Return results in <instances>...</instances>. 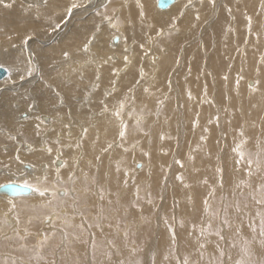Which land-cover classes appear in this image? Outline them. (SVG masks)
I'll use <instances>...</instances> for the list:
<instances>
[{"label":"rangeland","instance_id":"rangeland-1","mask_svg":"<svg viewBox=\"0 0 264 264\" xmlns=\"http://www.w3.org/2000/svg\"><path fill=\"white\" fill-rule=\"evenodd\" d=\"M157 1L150 4L153 10H158ZM184 1V7L190 11L191 21L188 26L182 25L187 15L184 13L183 16L182 12L176 17L172 16L167 25H159L152 18L140 16L138 9L143 5V0H139V3L137 0H106L107 8L105 5L92 7V12L100 18V27H106V44L112 49L107 56L112 59L106 63V66L109 65L111 81L103 91L105 94H102V97L105 100L114 92L118 94L115 95V101H109L108 111L98 117L97 122L92 114L93 133L91 131V134L87 133L85 136L82 135V128L78 129V134L74 137H69L67 133L61 136L60 130L57 131L52 125L50 127L41 116L36 118V139L47 141L48 146L57 152L62 150L67 153L65 146L69 147L68 149L71 148L74 152L72 157L75 158L57 157L54 151V155H50L53 159L56 157L55 161L50 163L52 166L46 169L45 166H40L41 173H38L39 171L31 169V163H21L22 160H18L16 153L22 170L18 172L15 180L25 179V186L30 184L27 175H34L35 185L38 179L45 177L48 169L60 168L58 165L64 161L63 158H66L68 165L72 164V167L66 178L60 175L59 170L54 171V178L58 179L51 183L48 188L50 190L42 197L46 204L48 200L56 202L48 206L50 210H41L40 205L29 202V197L39 196L35 191L28 196L0 199V264H119L120 261L129 264L137 260L140 264H153V258L155 264H183L185 257H188L190 264H208L209 260H215L219 256L217 244L225 253L224 264H236L237 259L244 261V264H261L264 260V247L258 243V240H261L258 232L261 216L264 215V205L257 204L253 199L264 198V193L254 190L256 185L262 182L264 171L249 179L244 160L237 163L240 157L238 152L234 151L239 146L245 159L248 156L255 159L259 154L264 165L262 121L258 120L257 115V120H254V112L244 102H256L254 108L259 107L264 112V94L256 93H264L262 77L261 81L256 78L262 67L261 59L264 58V0H253L256 1L252 4L254 14L249 13V10L243 7L245 5H239L241 1L237 0H215L214 5L210 0H191L190 4L188 0ZM4 3L9 6L14 1L6 0ZM110 3H114L113 6H110ZM83 9L74 12L81 14ZM235 11L238 16L243 17L245 25H238ZM105 13L113 16L119 25L118 30L112 28L107 21L101 23V14ZM76 19L82 20V16ZM219 22L222 23V29H215ZM62 32L61 27V30L52 37L48 35L47 38H55ZM41 42L46 43L43 40ZM80 48L77 51L83 54ZM256 48L262 53L261 57H258L259 66L248 78L249 75L244 76L245 59ZM87 54L86 61L91 59L92 62L86 64L91 65V68L78 73V91L83 95L79 92L72 93L73 101L78 102L79 96H84L85 89L90 88L99 79V70L93 62L94 56L99 54L94 49ZM74 57L85 62L84 56ZM215 57L224 63L221 78L214 75L212 63L209 64ZM56 59L49 67H60ZM168 59L170 63L169 66L165 64L164 71L160 64L168 62ZM37 65L36 63L35 69H38ZM161 70L165 74L159 75ZM39 77L35 75L30 79ZM28 78L26 76L18 82L29 81ZM121 79L122 82L127 79L129 86L120 85ZM92 80L95 81L91 83ZM35 83L26 84L25 91L20 88L11 90L13 97L19 99L16 103L19 114L24 116L18 117L19 124L29 113L40 114L34 102L28 101V96H33L32 88ZM46 85L50 89V84ZM252 89L257 91L254 93ZM238 90L248 98L237 100ZM53 95L58 99L59 92L53 91ZM23 99L28 102L26 108L22 107ZM90 99L84 102L85 104L78 103L77 112L80 117L83 112H88ZM62 102L61 100L60 103ZM120 103H123V108ZM29 104L34 107L30 108ZM62 105L64 108L61 111L66 113L67 117L82 122L69 106H65L64 102ZM116 111L120 112L119 116L114 115ZM121 121L127 126L126 138L123 141L118 137ZM69 122L73 124L71 120ZM82 125L85 126L84 123ZM67 128L64 126L60 129ZM1 132L14 141L19 134L17 132L14 136V132ZM58 137H61L60 140ZM77 142H80L79 147ZM97 144H100L99 150H93ZM108 144H112V147L107 152L103 151ZM86 146L90 148L85 150ZM18 149L20 150V147ZM117 164L120 171H117ZM217 169H222V173L217 172ZM221 176L222 189L217 186ZM93 177H96L97 185L92 184ZM204 180L208 183L204 184ZM240 181L251 183L253 187H247L245 184L237 187ZM1 184L9 183L0 182V186ZM98 186L105 189L103 201L97 194ZM212 187H217L215 197L210 198L212 210L221 207V196L225 203L233 206L228 210L232 228H224V240L210 234L218 229L219 219L212 220V229L206 227V221L210 217L204 212L202 201ZM51 188L57 193V200L52 197ZM86 188L90 190L86 192ZM137 188L140 197L138 200ZM62 190H67L68 195L65 196ZM109 200L112 201L111 204L108 203ZM237 203L241 208L239 213L234 207ZM13 204L15 208H12ZM80 213L84 214L83 217ZM46 216L50 219L46 220ZM165 219L168 220V225L165 224ZM80 224H85L89 238L85 234H79L80 228L76 226ZM88 224L93 227L89 228ZM96 224H99V227H96ZM169 227L175 231V244L171 242ZM201 228L205 229L204 236L199 239V242H205L203 259L197 251ZM236 228H240L239 234L235 232ZM252 228L256 231H252ZM65 232L69 234L67 239L64 238ZM93 235L96 239L95 258L92 248ZM45 236L48 237L47 241H44ZM76 236L79 241L74 239ZM109 241L112 243L109 244ZM134 248L137 249L135 253L132 251ZM108 253H111L110 259Z\"/></svg>","mask_w":264,"mask_h":264},{"label":"bare ground","instance_id":"bare-ground-1","mask_svg":"<svg viewBox=\"0 0 264 264\" xmlns=\"http://www.w3.org/2000/svg\"><path fill=\"white\" fill-rule=\"evenodd\" d=\"M4 1H6V0H4ZM13 1H14V3L9 5V6H6L5 3L0 4V63H3L5 65V69H11V73L6 70L7 75L5 76V78L0 80V182H8L9 184L15 183L17 185L25 186V183H26L25 179H23V180L21 179L20 181L15 180L16 175L19 174L18 172L22 170V164L21 163H25V162L31 163L32 164L31 169L33 171L35 170V172L39 171L38 173H41L40 172L41 170L39 168L40 166H45V169L47 167L52 166V164L50 165V163L52 162V160L55 161L56 157L53 159L50 155L51 154L54 155L55 152H56L57 157L63 156V157L70 158V159L75 158L74 156L72 157L74 152L71 151V148L68 149L69 147L67 148L65 146V149L68 150V151H66L67 153H65V151L63 152L62 150H60L61 152L60 151L57 152L53 148H51L52 151L49 152L48 149L50 147L48 146V143H46L47 141L44 142V140L36 139V134H35L36 129L34 128L35 121L37 120L36 118L41 116L44 121H46L50 124V127L52 125L53 128H55L56 130L58 129L57 131L60 130V132L62 133L61 136H65V135H63V133H67L69 137L70 136L74 137L75 134H78L77 132H78L79 128L84 129V128H86L85 126H89V123H90L91 127L89 126L87 128V133L91 134V131L93 133V125H92L93 123L91 122L92 114H93V117H95V120L97 122L102 115L106 114V111H104L103 105H107V107H108L109 101L112 99L114 100L115 95L118 93L114 92L112 96L108 97V99H105L106 101L103 100L102 94L103 95L105 94V93H103V91L106 90L107 86L109 85V83L111 81V78H110L111 74H110V71L108 69L109 65L108 66H106V65L109 63L108 62L109 59L107 56L110 54L112 49H110L106 44V37H105L106 36V31H105L106 27H100L101 31L96 33V40L93 43L94 46L93 45L91 46V51H93V49L97 50V53L99 54V56L98 55L94 56V59H93V62L95 63L97 69L99 70L97 72V74H98L97 77L100 74L99 79L97 82L95 80H94L95 82L93 80L91 81V83H93V82L94 83L90 86V88L85 89V93H84L83 97H81L83 95V93L78 91L80 89V87L78 86V83H80L79 82L80 77L78 76V73L81 70H84V71L88 70L89 68H91V65L86 64V59H87L88 54L78 53L77 49L82 47L83 43L90 36V34L93 32V26L96 24H99L100 18L98 17V15L96 13L92 12V7L96 8L97 6L105 5L106 0H91V3L87 6V8L80 11L81 14L74 12L73 15L71 16V18L67 17V15L65 13V8L70 5L71 0H49V3L46 6L42 3V0H13ZM237 1L238 2L241 1V3L239 5H245L243 7L247 8L249 10V13L254 14V8H253L252 4L256 3V1L255 2L253 0H237ZM185 2L186 1H184V0L183 1L182 0H176V2L174 4H172L170 7H168L167 9L161 10L157 6L158 10L157 9L153 10L150 7V4L152 5V3H155V0L153 2L151 0H143V7L141 8L139 6L138 14H140V16H141V12H143L144 15L147 16L148 19L152 18L154 20V22L159 23V25H167V23L170 22V19H172V16L176 17L177 15L181 14V12H182L183 16L185 14H187L185 19H183L182 25L186 24V26H188L190 24L191 19L189 18L190 17V14H189L190 11L184 7V6H186ZM157 3H158V1H157ZM113 4L114 3H110L109 5L113 6ZM89 6H90V8H89ZM122 9H124V6L122 7ZM240 9H241V7H240ZM251 9H252V11H251ZM237 11H235V14H236L235 18L237 19V22L239 23L238 25H240V26L245 25L244 24L245 20L243 19V17H241V15L240 16L237 15ZM263 12H264V10H263ZM63 16H64V19L67 20V23L62 26L63 32L61 34L57 35L55 38H51L52 36L50 38H47L48 35L43 31V29L48 26L49 17H52V19L59 21V19ZM78 16H82V20L76 19V17H78ZM215 29H222V23H220V22L217 23L215 26ZM30 33H34V38L32 40L28 41L27 46H26V44L24 43V40H25V37L27 35H29ZM9 37H11V38L9 39ZM41 40H43L46 43L41 44L42 43ZM258 48H256V50L254 49V51L250 52L249 55L247 56V58L245 59V63H244L245 74H244V76L247 77V75H249L248 78H250L253 75L252 73L255 71L254 69L257 68V66H259L258 65L259 64L258 57L260 58L262 53L259 50H257ZM62 51H68L70 53L71 57L74 59H71L68 61H64V60L61 61ZM120 53H122V52H120ZM74 55L84 56L85 62L81 59H76L74 57ZM121 56H120V58H121ZM29 58H31V61H32L31 65H29L27 63ZM56 58H59V59H56ZM54 59L58 60L60 67L58 69L52 70L53 67H49V65L54 61ZM261 60H262V63H261L262 67H261V69H259L260 72L257 73L256 78H257V81H261V77H262V80L264 82V58L262 57ZM105 61H107V62H105ZM36 63L38 64L37 65L38 69H36L33 72L32 76L39 75L40 77L36 78V79H30L32 76H30V77L27 76L26 70L29 67H35ZM166 63H167V65H168V63H170L169 59H168V62H163L162 64H160V66H162L160 68H163L164 71L166 69V65H165ZM211 63H212V67L214 69V75L221 78L223 71H224V68H223L224 63L222 62V60H220V58H216V57L211 59L209 64L211 65ZM73 69H75L76 71H73ZM36 71L38 73H36ZM113 71H114V69H113ZM115 71L117 72V69ZM164 71L161 70L159 75L165 74ZM195 72H196V69H195ZM21 74H25V77L26 76L29 77L28 78L29 81L18 82L20 80L19 76ZM36 80H38V81H36ZM190 81L192 82L191 79L189 80V83H191ZM33 82H36L34 84V87L32 88L34 93H33V96H28V98L31 99V100L28 99V101L34 102L33 104L36 105L35 107H37V111L40 114L34 115L32 113H29V114H27L26 118H24V120H21V123L19 124L18 123V121H19L18 117L20 116V118H21L23 115L19 114L20 113L19 109L16 106V103L19 101V99L13 97V95H12L13 93L11 92V90H18L20 88V90L25 91L26 90V84L29 85ZM47 83L50 84V86H51L50 89L47 87V85H46ZM128 83H129V81H127V79L123 80V82H122V79L120 81V85H123V86H127ZM252 90H254V93L257 91L256 89H252ZM53 91L59 92V97H58V99L60 98L59 100L54 97ZM239 91L240 90H238V93H239ZM78 92L82 94L79 96V101L78 102L73 101L71 94L72 93L73 94L78 93ZM109 92H110V90H109ZM256 93H259V95L264 94V93H261L259 91H257ZM21 96H23V94H21ZM128 96L129 95H127V97ZM121 97H122V95H121ZM237 98H236L237 100H241V99L243 100V99H247L248 97H246L244 93H239L237 95ZM88 99H90V102H91L90 105L88 104L89 110L86 109L88 112H86V114L83 112L82 117H80V115L78 113L79 112L78 111V103L87 102ZM122 99L124 100L123 97H122ZM125 99H127V98H125ZM61 100L64 102L65 106H69L71 108V110L74 112L73 114L76 115L77 119L80 118L82 120V122L81 121L77 122L73 119H70L71 117H67V114L61 111L64 108L62 105L63 102H62V104L60 103ZM113 100H112V102H113ZM103 101H105V103ZM124 101H123V103H124ZM241 102L243 103V101H241ZM244 102L246 103L247 107L250 106L252 109L251 111L254 112V114L252 115L254 120H257L256 119V115H257L258 120L262 121L261 124L264 128V112L262 110H260L259 107L254 108L256 102H253V103L251 102L252 104H249V101H244ZM27 105H28L27 100L23 99L22 107L26 108ZM14 107H16L17 110ZM239 107H240V105H239ZM43 113H45V114H43ZM29 118H30V120H29ZM107 118H109V117L107 116ZM69 120H71L74 125L71 124V122H69ZM39 122H41V121H39ZM83 123L85 124V126L82 125ZM68 124H70V126ZM76 124L78 127L77 126L75 127ZM65 125H68L69 127L67 129H64V130L60 129V128H63ZM41 126H43V125L41 124ZM104 126H105V124H104ZM44 127L45 126H43V128ZM53 128H52V130H54ZM2 130L14 132V136L17 135V132H19L17 139L15 141H14V139L11 140L10 137H8V135L1 132ZM106 130L108 131V129H106ZM44 131H45V129H44ZM97 131H99V130H97ZM89 136H91V135H89ZM94 137H95V135H94ZM60 138L58 137V140H60ZM89 140H91V139H89ZM63 141H65V140H63ZM23 142H25V143L27 142V144H23ZM101 142H103V140H101ZM17 143H19V144H17ZM66 143H67V140H66ZM23 145H24V148H23ZM53 145H55V144L53 143ZM99 145L100 144H97V145H95L94 149L93 148H91V149L97 150ZM3 146H6V147L3 148ZM19 147H20V150L18 149ZM57 147H60V146H57ZM61 147H62V145H61ZM86 147L87 148H85V150L90 148V147L88 148V146H86ZM24 149H25V151H24ZM81 151L83 152V150H81ZM16 153H17L18 160L19 161L22 160L21 163L19 161L17 162ZM89 153H91V152H89ZM66 158L65 159L63 158L64 161L59 163L58 166H60V168L56 169L57 171L59 170L60 175L64 178H66L68 176L69 169H71V167H72V164H70V166L68 165L69 162ZM76 160H74V161H76ZM72 161H73V159H72ZM136 165H134V166H136ZM56 170L50 168L45 173V176L48 177V182H47L48 188H50L51 183H53L55 179H58V177L54 178V175H55L54 171H56ZM26 178L28 180H30V181H28L30 183L28 185H33L32 187H29L32 190V192H31V194H32L34 191L33 188H35V186H37V184L34 185V183H33L34 182V175H32V176L27 175ZM40 181H43V179H41ZM1 186H3V185L1 184ZM37 194H39V193H37ZM51 194H52V192H51ZM25 196H28V195H25ZM6 197H12V196H9L8 194H5V193L0 194V199L3 200V198H6ZM19 197H21V196H19ZM12 198H15V197H12ZM32 198L33 197L28 198L29 202L32 201V202L36 203V205H40L41 210H43V209H46V210L49 209L50 210V208H48V206H51L52 204L56 203V202L55 203L52 202V204H46V200L40 196L35 197L33 199ZM40 203H43V204H40ZM83 225H84V230L83 231L80 230L79 234H81V236H82V234H85V236H87V238H89V235L87 234V230H86L87 228L85 227V224H83ZM76 228H78V227H76ZM53 238L54 237H52V239ZM252 238H254V237H252ZM260 239H262V238L260 237ZM95 241H96V239H95ZM239 256L240 255H238L237 257H239ZM259 256H260V253H259ZM237 260H235V261L237 262ZM238 261H241V260H238Z\"/></svg>","mask_w":264,"mask_h":264},{"label":"snow or ice","instance_id":"snow-or-ice-1","mask_svg":"<svg viewBox=\"0 0 264 264\" xmlns=\"http://www.w3.org/2000/svg\"><path fill=\"white\" fill-rule=\"evenodd\" d=\"M137 2L139 3V0H137ZM162 2L166 3L167 0H162ZM210 2L213 3V5H214L215 0H210ZM3 3H4V0H0V4H3ZM42 3L46 6L49 3V0H42ZM90 3H91V0H71L70 5L65 8V13H66L67 17L71 18V16L74 13V10L87 8V6ZM188 3L190 4L191 0H188ZM140 7L142 8L143 5H140ZM105 8H107V5H105ZM113 13H115V10H113ZM143 15H144V13L141 12V16H143ZM198 18L199 17H197V19ZM104 21H107L108 24L112 28H115V29L118 30L119 25H118L117 22L114 21L113 16L107 15L106 13L105 14H101V23H103ZM66 23H67V20H65L63 17H61L59 19V21H57L55 19H52V17H49L48 26L46 28H44L43 31L47 35L53 36L54 33H56L59 30H61L62 24H66ZM100 31H101V28H100L99 24H96V25L93 26V32L90 34V36L86 39V41L83 43L82 47L80 48L81 52L86 53V54L91 52V46L93 45L94 41L96 40V33L100 32ZM10 38L11 37H9V39ZM33 38H34V33H30L29 35H27L25 37L24 43L27 44L28 41L32 40ZM62 58H63L64 61H68L72 57H71V55H70V53L68 51H62ZM108 59L110 60L112 58L108 57ZM125 60H127V57H125ZM91 62H92L91 59L86 61V63H91ZM105 62H107V61H105ZM27 63L29 65H31V63H32L31 58L28 59ZM52 67H53V70H55V65H53ZM0 68H5V65L3 63H0ZM5 70H7V71H9L11 73V69H5ZM35 70L36 69L34 67H29L26 70V75L29 76V77L32 76V74H33V72ZM73 71H76V70L73 69ZM98 78L99 77H97V79ZM19 79L20 80H24L25 79V74H21L19 76ZM29 107L30 108L34 107V105L29 104ZM120 107L121 108L124 107L123 103L120 104ZM104 111H107V105L104 106ZM114 115L119 116L120 112L116 111L114 113ZM120 124H121V130L118 131V137L123 141L126 138V128H127V126L124 125L123 121H121ZM65 127H69V126L65 125ZM82 133H83V135H86L87 134V128L82 129ZM241 136H243V132H241ZM79 146H80V142H77V147H79ZM111 147H112V144H108L107 147L102 149V150L107 152ZM48 151L51 152L52 149L49 148ZM125 151H127V149H125ZM234 151H237L238 154H239V157H240V159L237 160V163H239L240 160H244V162H245V164L247 166L246 171H247V176L249 177V179H251L254 175H259L261 173V171H264V165H262V162H261L259 154H257L255 159H253V157H251V156H248V158L245 159L244 153L240 151L239 146H237V148L234 149ZM97 159H99V157H97ZM177 163H179V161ZM253 164H255V169H253ZM117 171H120L119 164H117ZM217 172L222 173V169H217ZM69 179H71V177H69ZM178 179L183 180L182 177H178ZM261 180H262V182L257 184L254 190L259 191L261 193H264V177H261ZM47 182H48V177L45 176L43 178V181H40L38 179L37 186L35 188H33V190L35 192L39 193L40 197H45L46 193L48 192ZM126 183L127 182L125 181V184ZM203 183L207 184L208 181L204 180ZM92 184L93 185H97L98 184L96 177L92 178ZM240 184H245L247 187H250V188L253 187L251 183H246L245 181H240V183L237 184V187H240ZM217 186L219 188H221V189L223 188L222 176H221V179L217 182ZM26 187H31V185H26ZM89 190L90 189H88V188L85 189L86 192L89 191ZM62 191L64 192L65 196L68 195L67 190H62ZM216 191H217V187L210 188V190L208 191L206 197L203 199L202 204H203L204 212L207 213L209 215V217H210V219L206 221L207 229H209V230L212 229V220L213 219H219L220 220V225L218 226V229L215 230L214 232H210V234H214L215 236H217L219 238V240H224L225 236L222 234L224 228H232V224H231V222H230V220L228 218V210H229V207H233V206L232 205H228L227 203H225L223 196H221V207L219 209H217V210H212V205L210 203V198H214L215 197ZM97 194H98L99 199L101 201H103L105 199V189L103 188V186H98L97 187ZM56 196H57V193L55 191H53L52 192V197L55 198ZM136 198H137V200L140 198L139 197V189L138 188H137V192H136ZM253 199L256 200L257 204L264 205V198L256 199L255 197H253ZM149 202L151 203V201H149ZM51 203H52V200H48V204H51ZM108 203L111 204L112 201L109 200ZM132 206L135 207V205H132ZM234 207H235V211L237 213H239L241 211L239 203L235 204ZM245 207H246V205H245ZM12 208H15L14 204L12 205ZM100 211L102 213L103 209L101 208ZM221 213H223V216H221ZM80 215L83 217L84 214L80 213ZM99 216H100V213H98V217ZM45 219L48 220V219H50V217L46 216ZM173 219H174V217H173ZM17 222H19V217H17ZM65 222L68 223V221H65ZM164 222H165L166 225H168V220L167 219H165ZM69 226H71V225L69 224ZM95 226L99 227V224H96ZM181 226H183L182 222H181ZM76 227L80 228L81 231L84 230V225L83 224L77 225ZM88 227L91 228V227H93V225L92 224H88ZM250 227H251V225H250ZM193 228H195V225H193ZM259 228H260L259 235H260V237L262 239L259 240L258 243H260V245L262 247H264V215L261 216ZM169 231L171 232V242L173 244H175L176 243L175 231L172 230L170 227H169ZM252 231H256V229L252 228ZM235 232L237 234H239L240 233V228H236ZM204 234H205V229L201 228L200 229V233H199V237H198V249H197L201 259H203V256H204L203 250L205 249V242H199V239H200V237H203ZM125 236H127V233H125ZM67 237H68V233L65 232L64 233V238L67 239ZM74 239L79 241V237L78 236L74 237ZM47 240H48V237L45 236L44 237V241H47ZM108 243L111 244L112 241H109ZM246 243H248V242H246ZM233 246H235V245H233ZM92 248H93V257L95 258L96 244H95L94 235L92 236ZM217 249L219 250V256L216 257L215 260H209L208 264H224L223 257L225 255V253H224V251L222 249L219 248V244H217ZM132 251H133V253H135L137 251V249L134 248ZM107 255L109 256V259H110L111 253H108ZM165 259H167V257H165ZM119 264H125V262L124 261H120ZM129 264H140V261L137 260L135 262H129ZM153 264H155L154 258H153ZM183 264H190V261H189L188 257L184 258ZM196 264H199V262H196ZM236 264H244V261H242V260L241 261H237ZM261 264H264V260L261 261Z\"/></svg>","mask_w":264,"mask_h":264},{"label":"water","instance_id":"water-1","mask_svg":"<svg viewBox=\"0 0 264 264\" xmlns=\"http://www.w3.org/2000/svg\"><path fill=\"white\" fill-rule=\"evenodd\" d=\"M176 0H167L166 3L162 2V0H158L157 6L159 9H167L172 4H174ZM7 75V71L5 68H0V80L5 78ZM32 192L31 188L26 186H21L17 184H6L0 187V194H8L12 197H19V196H25L30 195Z\"/></svg>","mask_w":264,"mask_h":264}]
</instances>
